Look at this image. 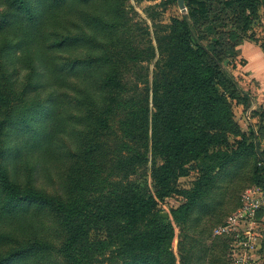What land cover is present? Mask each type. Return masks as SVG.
<instances>
[{
  "label": "rangeland",
  "instance_id": "1",
  "mask_svg": "<svg viewBox=\"0 0 264 264\" xmlns=\"http://www.w3.org/2000/svg\"><path fill=\"white\" fill-rule=\"evenodd\" d=\"M207 2V17L188 18L193 38L191 44L203 47L209 58L219 62L233 86L217 85L222 96L220 103L213 107L206 102L193 104L179 119L181 132L177 138L187 135L190 142L199 138L201 146L197 158L192 157L183 166L187 170L185 173L181 174L180 169L173 171L166 184V197L156 199V210L161 215L167 214L175 228L170 249L176 264L184 262L178 250L182 239L180 227L173 211L189 200L199 184L203 197L193 218L200 227L206 228V243L211 245L214 241L213 244L220 246L221 239L214 234L215 227L239 205L242 194L260 185L262 179L256 169L257 157L264 155V104L259 99L261 91L255 89L259 79L249 80L243 76L248 70L243 69L246 59L241 49L258 46L259 53L255 52L253 59L257 61L264 57V51H261L264 44V9L258 5L257 12L251 14L249 8L244 9L242 0L226 6L223 5L224 0ZM184 4L186 14L181 11L179 0H0V93L9 102V105L0 107V119L10 113L12 117L18 116V120H9L3 133H0V154L2 167L15 183L23 187L36 186L49 193L56 192L60 173L69 167V162L60 153L67 146L75 147V142L67 131L59 133L51 147L54 155L46 157L44 147H37L38 141L43 135L42 130H48L52 123L62 92H70L78 84L84 87L83 81L89 77V70L93 84L101 81L106 66H86V62L102 53L100 40L104 42L116 37L103 26L108 27L113 20L125 22L127 29L133 28L132 33L126 34L129 40H145L147 35L143 28H149L155 42L153 22L170 23L175 16L188 17L185 0ZM62 40H67L64 47L53 45ZM222 58H226L224 63H220ZM150 68L153 69L154 65L151 64ZM35 71L37 76L32 75ZM27 106L32 108L26 113ZM24 120L30 121V124L25 125ZM190 142L185 152L190 150ZM243 142H253L255 149L247 151ZM175 156H178L176 164L182 163L183 153ZM33 166L35 181L27 176ZM152 166L151 157L147 168L142 170L138 186L149 187L152 184ZM108 177L106 189L100 188L99 193L91 190L86 197H98L100 193L113 189L111 181L116 178L113 175ZM6 195L0 186V203ZM66 204L80 206L82 203L75 194ZM56 211L59 217L65 218L62 211ZM198 214L202 215L200 221L196 219ZM263 214L264 211L260 216L263 217ZM15 216L6 218V214L0 213V257L16 254L17 249L25 248L27 250L23 253L13 255L9 264H35L37 258L34 256L27 261L30 254L38 249L34 243L43 239L39 237L42 234H52L55 223L49 214L41 224L32 217ZM22 219L24 224L20 225ZM106 226L103 221L95 219L90 232L103 237ZM39 227L43 232L39 230L37 233ZM111 229L114 230V225ZM192 234L195 238L199 237L195 232ZM52 236H55L54 244L60 245L62 235ZM223 237L228 239L229 246L226 250L222 249L223 256L218 264H229L231 238ZM117 240L115 246L118 248L120 239ZM183 243L187 248L191 246L189 239ZM117 250L115 264H122L123 259ZM257 254L261 255V264H264V247ZM61 256L55 252L54 258L43 259L39 264H65Z\"/></svg>",
  "mask_w": 264,
  "mask_h": 264
},
{
  "label": "trees",
  "instance_id": "2",
  "mask_svg": "<svg viewBox=\"0 0 264 264\" xmlns=\"http://www.w3.org/2000/svg\"><path fill=\"white\" fill-rule=\"evenodd\" d=\"M237 1L224 0L223 5ZM185 3L188 17L175 16L170 23L153 22L155 42L149 28H143L145 40H129L126 34L132 33L133 28L127 29L125 22L113 20L108 27L103 26L116 37L100 40L102 53L86 62V66H106L101 81L93 84L89 70L84 87L78 84L70 87V92H62L52 123L48 130H42L38 141L37 147H44L46 157L54 155L51 147L59 133L67 131L75 142V147L67 146L60 153L69 167L60 173L56 192L15 183L2 167L0 154V186L7 194L0 203V213L6 214V218L16 214L32 217L40 224L49 214L55 223L52 234L44 233L39 236L43 239L35 241L38 249L27 261L34 256L35 264H39L43 259L54 258L58 252L65 264H115L118 249L122 264H176L170 249L175 228L169 218L156 210V199L166 197V184L173 171L180 169L181 174L185 173L183 166L192 157L197 158L201 146L199 138L191 142L187 135L177 138L181 132L179 119L193 104L206 102L213 107L220 103L222 96L217 85L233 86L219 62L209 58L203 47L191 44L188 18L207 17L209 3L207 0H185ZM242 3L251 14L257 12L258 5L264 9V0H242ZM66 44L67 40H62L53 45L64 47ZM261 48L264 51V44ZM225 61L222 58L220 63ZM35 72L33 76H37ZM7 101L0 93L1 108L9 105ZM31 108L25 107L24 112ZM11 119L18 120V116L12 117L10 113L0 119L1 134ZM23 123L28 126L30 121ZM189 142L190 150L185 152ZM243 146L247 151L255 149L253 142H243ZM181 152L183 161L176 164L178 156L175 155ZM151 157L152 184L138 186L142 170L147 168ZM257 158L256 171L262 176L259 184L264 186V162L260 155ZM161 159L163 163L159 162ZM27 174L34 180V166ZM107 174L116 178L111 181L113 189L98 197H86L91 190L99 193L100 188L108 187ZM201 190L199 184L189 200L173 211L180 227L182 239L178 250L183 264H218L222 249L229 246L223 236H216L221 239L220 246L213 244L214 241L208 245L206 228L195 223L193 215L203 197ZM75 194L82 204L68 206L66 201ZM56 210L62 211L65 218L59 217ZM198 215L196 219L200 221L202 215ZM95 219L107 224L103 237L90 232ZM23 220L20 225L24 224ZM193 232L199 237L195 238ZM53 234L62 235L60 245L54 244ZM117 238L120 239L118 248ZM183 239H189L191 246L185 247ZM17 250L16 254H20L27 249ZM16 254L0 257V264H9Z\"/></svg>",
  "mask_w": 264,
  "mask_h": 264
},
{
  "label": "built area",
  "instance_id": "3",
  "mask_svg": "<svg viewBox=\"0 0 264 264\" xmlns=\"http://www.w3.org/2000/svg\"><path fill=\"white\" fill-rule=\"evenodd\" d=\"M263 211L264 186L260 184L246 190L239 205L215 227L216 236L231 238L229 264H261V255L257 253L264 230V214L259 218Z\"/></svg>",
  "mask_w": 264,
  "mask_h": 264
},
{
  "label": "crops",
  "instance_id": "4",
  "mask_svg": "<svg viewBox=\"0 0 264 264\" xmlns=\"http://www.w3.org/2000/svg\"><path fill=\"white\" fill-rule=\"evenodd\" d=\"M257 47L250 45L248 47L241 49L242 56L246 59V63L243 66V69L248 70V73L243 76L245 79H249V80L259 79V82L257 83L258 85L256 86L258 88H255V89L261 91L260 92L261 95L259 99L262 100V102L260 103L264 104V57H262L260 60H257V61L253 59L254 53L255 52L256 54L259 53V48ZM261 51L263 50L261 49ZM263 234H261V244H260L261 250L264 247V235Z\"/></svg>",
  "mask_w": 264,
  "mask_h": 264
},
{
  "label": "water",
  "instance_id": "5",
  "mask_svg": "<svg viewBox=\"0 0 264 264\" xmlns=\"http://www.w3.org/2000/svg\"><path fill=\"white\" fill-rule=\"evenodd\" d=\"M179 5H180V8H181V11L183 13H187V10H186V6L184 4V0H179ZM260 156L262 157V159H264V156L262 154H260ZM165 217H167V214H163Z\"/></svg>",
  "mask_w": 264,
  "mask_h": 264
}]
</instances>
